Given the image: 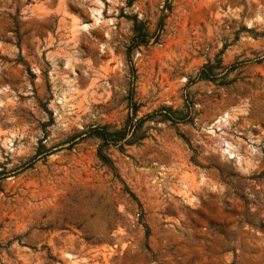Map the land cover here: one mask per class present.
<instances>
[{
	"label": "rangeland",
	"instance_id": "374dc122",
	"mask_svg": "<svg viewBox=\"0 0 264 264\" xmlns=\"http://www.w3.org/2000/svg\"><path fill=\"white\" fill-rule=\"evenodd\" d=\"M0 264H264V0H0Z\"/></svg>",
	"mask_w": 264,
	"mask_h": 264
},
{
	"label": "trees",
	"instance_id": "16d2710c",
	"mask_svg": "<svg viewBox=\"0 0 264 264\" xmlns=\"http://www.w3.org/2000/svg\"><path fill=\"white\" fill-rule=\"evenodd\" d=\"M135 28V34L133 35L131 39V43L127 47L126 56L127 60L130 61V51L133 48H136L139 45H146L147 44V36L144 30V27L142 25H139L137 23L134 24ZM204 67L199 71L196 78H204L206 77V74L203 72ZM190 111L186 112L185 114H179V116H173V111L169 107H162L159 108L149 114H146L144 117H140L137 119H134L133 115L129 116L125 119V122L121 129L109 132L105 129L104 126H102L100 129L93 128L91 132H93L97 137H99L104 143H110L113 142L118 145L119 148H122L124 144H130L132 140H130L129 137H131L141 122H143L145 119H150L155 115H159L165 119H169L173 122L178 121H190ZM182 113V112H180ZM181 115V116H180ZM98 155L105 160L107 163H109L108 158L100 151L98 150ZM131 195L132 193L129 192Z\"/></svg>",
	"mask_w": 264,
	"mask_h": 264
}]
</instances>
